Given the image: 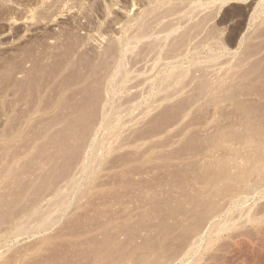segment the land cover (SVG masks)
Wrapping results in <instances>:
<instances>
[{
	"label": "rangeland",
	"instance_id": "374dc122",
	"mask_svg": "<svg viewBox=\"0 0 264 264\" xmlns=\"http://www.w3.org/2000/svg\"><path fill=\"white\" fill-rule=\"evenodd\" d=\"M0 264H264V0H0Z\"/></svg>",
	"mask_w": 264,
	"mask_h": 264
},
{
	"label": "bare ground",
	"instance_id": "6f19581e",
	"mask_svg": "<svg viewBox=\"0 0 264 264\" xmlns=\"http://www.w3.org/2000/svg\"><path fill=\"white\" fill-rule=\"evenodd\" d=\"M173 68H175V67H173ZM172 71H175V70H172ZM172 71H170V72H172ZM168 73H169V71H168ZM167 75V74H166ZM170 75H172V73H170ZM169 75V76H170ZM174 75H175V73H174ZM168 76V75H167ZM159 81V80H158ZM161 81V80H160ZM164 81H165V78H164ZM162 82H163V79H162ZM112 83V82H111ZM160 83V82H159ZM113 93V92H112ZM166 96V95H165ZM153 98H154V96H153ZM166 98V97H165ZM169 98H170V96H169Z\"/></svg>",
	"mask_w": 264,
	"mask_h": 264
}]
</instances>
